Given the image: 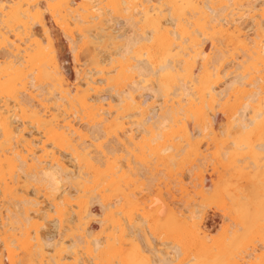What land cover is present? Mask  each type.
<instances>
[{"label": "bare ground", "instance_id": "6f19581e", "mask_svg": "<svg viewBox=\"0 0 264 264\" xmlns=\"http://www.w3.org/2000/svg\"><path fill=\"white\" fill-rule=\"evenodd\" d=\"M185 165L219 232L146 196ZM0 264H264V0H0Z\"/></svg>", "mask_w": 264, "mask_h": 264}, {"label": "rangeland", "instance_id": "374dc122", "mask_svg": "<svg viewBox=\"0 0 264 264\" xmlns=\"http://www.w3.org/2000/svg\"><path fill=\"white\" fill-rule=\"evenodd\" d=\"M108 18L109 17H107L106 23L104 21L101 25L105 28L104 30H105V33L107 35H111V36L116 37L115 38V41L120 42L123 38H125L126 36H128V35L131 34V32H130L131 30L128 28V26H125V24L121 23V20L120 21L119 20H114V22H111L113 20L110 19V18H109L110 20H108ZM117 21L120 24H118ZM107 22H109V23H107ZM239 23L245 29H247L248 27L254 26L250 22V20H249L248 17H244L242 20L239 21ZM254 29L256 30L257 27H253V30ZM50 31H51L52 37L54 39V44H55L56 52H57V58H58V60L60 62V67H61L62 73L64 74L65 78L68 80V82L72 86H74V87L75 86H81L82 84H84L83 79H84V71H85L86 68H84L82 66V63L81 62H76L75 61V59L73 58V55H72V53L70 51V46L66 42V40H64V37L61 36L56 31V29H54V28L50 29ZM221 46H222L223 50H225L224 44H222ZM105 47H106V43H104L103 45H101V47L98 48V53H100V54H98L97 52H95V54L96 53L98 54V58H105L106 55H108L107 53L108 52L110 53L112 51V49H113L112 46L109 47L110 50L105 49ZM106 51H108V52H106ZM226 71L227 72H230L231 70H226ZM111 101H113V103H115L114 102V97H112ZM216 122L217 123L220 122V124H224V120H222L221 118H219ZM31 129L32 128L30 126H28V125H26V126L23 127V131H25L24 134L26 133L25 136H30V134H34L33 133L34 132V129H32V130ZM62 159L66 163L69 162V161H67V160H69V158L66 155H63ZM204 167H205V170L210 171L211 170V167H212V164L211 163L209 164V161H208L204 165ZM188 169L189 168L186 165L183 166V167H181V168H178L176 166L175 168L172 169V173L174 174V176L172 175L171 177L167 178V177H164L161 174H159V175H157L158 177L156 176V178H155L156 180H154V182L151 181V184H150V181L149 182H145V185H146V187L149 190H146L147 193H146V191L144 193H146V194H148L150 196H148L146 194H144V195H146L149 198L150 197L151 198L152 197L153 198H160L164 203L168 204L169 207L174 208V209H179V208L182 209V208H184L183 206L186 207V206H189V205L192 206L194 204V201L193 200H196V203L203 204V206L205 207V213H206L205 222H206V225H208V227L213 231V233L214 232H219L220 228L222 226L226 225L228 223V221L226 222V220H223L222 213L217 210L215 204H213V202L210 199H209L208 202H205V201H203L201 199H196L195 197H193L194 194L192 193V191H193V185L195 183L194 173H192V175L189 174V170ZM179 171L182 172V177L185 180L187 179L186 181L183 179L185 181V182L183 181V184L184 185L178 183V181H177V178L178 177L175 178L177 176L176 173L179 172ZM160 182H162V183H160ZM171 182H172V184H171ZM175 182L177 184H175ZM177 185H178V187H177ZM150 186H152V187H150ZM182 188L188 190L189 193H187V194L183 193ZM150 190H151V193L154 194L155 196L154 195H151V193L149 192ZM156 191L161 192V193H158V192L156 193ZM157 194H159V195L161 194V195L159 196ZM185 199H186V201H185ZM2 209H1V212H3ZM96 223H98V222L97 221H93V226L95 227V229H97L98 228V225H99V223L98 224H96ZM217 229H219V230L217 231ZM47 234H48V239L50 241L57 240L59 238V236H60L59 230L53 229V228H50L48 230V233Z\"/></svg>", "mask_w": 264, "mask_h": 264}]
</instances>
